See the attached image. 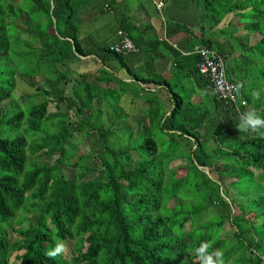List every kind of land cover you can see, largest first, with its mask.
<instances>
[{
	"label": "trees",
	"instance_id": "16d2710c",
	"mask_svg": "<svg viewBox=\"0 0 264 264\" xmlns=\"http://www.w3.org/2000/svg\"><path fill=\"white\" fill-rule=\"evenodd\" d=\"M189 1L210 29L238 14L239 47L259 36L243 51L247 66L257 63V53L264 63V0ZM120 6L116 0H0V264H197L195 249L205 241L210 253L223 251L226 264H264V135L235 133L247 107L235 110L214 97L198 72L199 55L182 57L155 36L145 43L168 48L175 65L187 70L183 78L204 82L202 100L194 103L185 85L178 91L137 75L125 61L131 54L97 40L101 33L93 26L103 22L108 30L112 17L139 48ZM165 7L162 18L173 24L164 19ZM200 28L197 43L225 57L228 51ZM82 57L100 70L73 71L71 63ZM113 62L138 86V96L150 93L147 99L124 98L126 82ZM232 72L226 66L250 105L244 82ZM19 81L35 90L21 102ZM151 86L167 87L168 96L151 93ZM110 108L122 118L117 112L102 119ZM252 109L264 116V106ZM81 141L87 154H79ZM64 164L75 169L73 177L61 173ZM57 242L73 243L68 259L47 256Z\"/></svg>",
	"mask_w": 264,
	"mask_h": 264
},
{
	"label": "crops",
	"instance_id": "0c3cea01",
	"mask_svg": "<svg viewBox=\"0 0 264 264\" xmlns=\"http://www.w3.org/2000/svg\"><path fill=\"white\" fill-rule=\"evenodd\" d=\"M116 1L118 5H121L120 8L123 7V12L122 9L119 10V13L122 12L121 17L124 15L130 17L128 19L130 25L128 29L129 33L131 32L130 37L135 40L139 39V51L127 63L132 69H140L141 74H145L143 77L166 81L170 84L173 82L180 90H184L182 85H185L186 90L191 91L188 93L191 94L190 99L194 103L201 101L202 92L200 89L201 87L203 88L204 82L194 84L188 79L183 78L182 76L187 73V70H181L180 67L175 65V57L168 48L159 50V45H146L145 43L155 36L160 40L166 41L182 57H187L185 55L187 51L190 52L195 47L200 46L197 43V39L200 38L202 32L200 26L205 25L206 38L211 39L214 43H220L228 51L225 56L226 66L233 70V80L241 84L238 75L249 62L243 51L247 50L248 46L254 45L259 40V36H251L248 43L244 41V48L239 47L241 42L239 37L243 33L241 31L242 20L238 14L232 13L226 15L217 26L210 29L209 26L211 25L207 23V20L202 22L200 16L202 13L198 12L199 7L197 8L189 0H173L166 5L164 10L166 17L164 19L170 20L173 24H166L165 20L161 19L160 14L154 8L152 0ZM111 21L108 30L104 29L105 24L103 22L93 27L94 31L101 33L99 37H96L100 42L106 41L111 43L117 39L116 33L120 29V26L118 25V21L112 17ZM176 23L183 25L190 32L175 30L172 25H178ZM232 26H236V30H233ZM150 42L152 43V41ZM114 70L116 69L114 68ZM117 75L119 76V72H117ZM122 78L126 84L135 83L132 79L128 78V75ZM149 89L151 93H157L164 99L168 96V88L165 86L156 88L151 86ZM147 94L150 93L142 92L143 96ZM250 105L246 108L247 111L252 109Z\"/></svg>",
	"mask_w": 264,
	"mask_h": 264
},
{
	"label": "rangeland",
	"instance_id": "374dc122",
	"mask_svg": "<svg viewBox=\"0 0 264 264\" xmlns=\"http://www.w3.org/2000/svg\"><path fill=\"white\" fill-rule=\"evenodd\" d=\"M165 17H166V14H165ZM19 27L25 28L22 25H19ZM133 56H135V55L134 54L129 55L126 58V60H125L126 63L128 61L130 62V59L133 58ZM255 58H256L257 63H255L252 66H247L246 65L243 68V70L238 75L239 76V80L241 82H244V86L245 87L243 89L245 90V93L249 94L250 95L249 97H251V105L250 106L252 108L254 106H259V105L264 106V63L262 64L260 62V55L258 53L256 54ZM99 65L100 64L94 62V60L92 58H84V57H82L79 61H75V62L71 63L72 70L75 71L76 73H79V74H85V73L96 74L97 71L100 70V66L101 65L100 66ZM111 66H113L115 69L118 70V72H119V76L118 77L122 81L125 82V80H123L122 77H124V76L127 77L126 71L122 70V69H119V67H118L119 65L117 64V62H113L111 64ZM133 70L136 72L137 75H142V76L145 75V74H141V70L140 69H133ZM44 80L45 79L42 76H38L37 77V81L38 82L39 81H44ZM120 86L124 87V89H125V93L123 95L124 98H128L131 95L134 96V97L140 98L141 100H143V98H146V99L148 98L147 95L138 96V94L140 93V89L135 84H126V85H120ZM171 86H176L175 89L180 91V89L177 87V85L175 83L172 82ZM15 94H16L17 99H18L17 101L21 102L22 101V99H20L21 96L28 97L29 95H33V94H35V90L31 89L30 87H28L25 83L19 81L18 84H17V89L15 90ZM182 94H183V92H182ZM67 95H72V86H71V84H69V86L67 87ZM24 100L25 99H23V101ZM50 106L52 107L50 109H52V111H54V109H55L54 105H50ZM63 107L64 106H61V108H63ZM246 107H248V105ZM117 112H118V114H117L118 117L122 118V116L120 115V111L119 110L114 111L113 109L110 108L108 110V113L102 114V119L107 120V118H108L107 114L109 116H112V113L115 114ZM96 113L97 112H95L94 114H96ZM106 122H108V121H106ZM239 132L240 131H236L235 133L239 134ZM117 135H120V133L117 132ZM126 136H128V134ZM214 148H215V144L214 143H209L208 144V151H213ZM79 149H80L79 150V154H87L88 148H87L86 141H81ZM55 158H56V156L53 157L52 160H50V164L53 163ZM74 171H75V169L67 166L66 164L62 165V167H61V173L63 175H65L66 177H69V178L73 177ZM204 171L208 173V170L204 169ZM226 183H228V182L226 181L225 184ZM233 211H234V209H233ZM23 226L26 227L27 223H23ZM228 226L229 225L224 226L223 229H225L224 230L225 232L229 231V229H228L229 227ZM226 227H227L228 230H226ZM234 228L236 229V227H234ZM10 237H11L12 240H17L18 239L17 235L13 234V233L10 234ZM72 244H73L72 242H66L68 251H67V253L65 255H63V257L65 259H68V255L70 254V250L72 248ZM197 264H199V261H198Z\"/></svg>",
	"mask_w": 264,
	"mask_h": 264
},
{
	"label": "built area",
	"instance_id": "2783aa9c",
	"mask_svg": "<svg viewBox=\"0 0 264 264\" xmlns=\"http://www.w3.org/2000/svg\"><path fill=\"white\" fill-rule=\"evenodd\" d=\"M155 8L162 18V10L168 2L172 0H152ZM118 39L110 44V51L128 55L138 53V48L129 38L128 34L122 30L117 32ZM197 54L200 57L198 63V72L202 78L210 81L212 92L216 99H220L229 105L230 108L239 110L240 106H245L246 102L242 99L240 90L237 93L238 85L228 80L226 74V62L223 56L214 49L205 46L195 47L192 52H186L185 55Z\"/></svg>",
	"mask_w": 264,
	"mask_h": 264
},
{
	"label": "clouds",
	"instance_id": "9594fccd",
	"mask_svg": "<svg viewBox=\"0 0 264 264\" xmlns=\"http://www.w3.org/2000/svg\"><path fill=\"white\" fill-rule=\"evenodd\" d=\"M240 87L241 86L237 87V93H239ZM245 106H247V102ZM236 127L244 134L254 133L258 135H264V116H261L255 109H250L240 114L239 123L236 124ZM210 247L211 243L205 241L195 249L194 254L199 261V264H226L223 251L217 250L210 253L208 251ZM67 251L68 248L64 242H57L55 246L48 251L47 256L50 259H56L58 256L65 255Z\"/></svg>",
	"mask_w": 264,
	"mask_h": 264
}]
</instances>
